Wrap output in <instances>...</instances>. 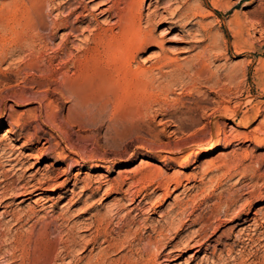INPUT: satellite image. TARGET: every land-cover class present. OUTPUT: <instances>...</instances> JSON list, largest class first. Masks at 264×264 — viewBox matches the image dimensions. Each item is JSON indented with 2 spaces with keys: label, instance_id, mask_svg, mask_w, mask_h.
<instances>
[{
  "label": "rangeland",
  "instance_id": "rangeland-1",
  "mask_svg": "<svg viewBox=\"0 0 264 264\" xmlns=\"http://www.w3.org/2000/svg\"><path fill=\"white\" fill-rule=\"evenodd\" d=\"M85 1L87 22L70 39L69 55L80 53L92 28L116 21L103 12L105 0ZM133 1L143 4L125 0ZM19 5L0 0L6 39L18 29L12 19ZM153 10L160 16L151 23L145 17L143 26L157 44L133 63L136 71L153 69L148 86L103 108L47 95L55 88L49 57L65 30L44 56L24 50L2 63L0 56V147L25 161L20 170L5 166L3 179H56L41 196L8 195L0 208V264H33L27 260L37 237L34 264L140 259L144 254L128 251L127 242L152 244L156 264H264V146L243 137L264 126V0H145V16ZM56 14L43 8L45 28ZM157 58L171 64L157 70ZM133 172L147 178L130 179ZM163 178L182 185L175 189L173 181L167 196ZM97 218L110 223L104 228L119 246L104 253L105 246H74ZM165 225L156 248L154 229ZM200 238L204 244L193 247ZM169 250L179 255L167 261Z\"/></svg>",
  "mask_w": 264,
  "mask_h": 264
},
{
  "label": "bare ground",
  "instance_id": "bare-ground-1",
  "mask_svg": "<svg viewBox=\"0 0 264 264\" xmlns=\"http://www.w3.org/2000/svg\"><path fill=\"white\" fill-rule=\"evenodd\" d=\"M19 1H21V6L19 5L20 7H18L17 16L13 18L14 20L12 19V22H14L18 27V29L13 33L14 38L6 39L5 36H2V34L0 35L3 37L2 40L5 39V43L2 46L4 49L0 55L1 63L7 61L13 56H16V54L21 53L24 50L29 51L30 55H35L37 57L41 55L44 56L45 52H47L48 46L52 45V43L55 42V39H57L59 32L61 30H65L66 33L63 35L62 42L53 52V55L49 57V81L51 85L55 86V88L50 89L47 95L54 98L69 97L75 103L79 104L81 108H86L89 105L97 108H103L110 102H113V100H123V97L125 98L131 93L135 94L140 89H143L142 87H144V85L149 83V75L151 73L153 74V69L142 68L138 71L133 69V63L138 55L142 52H145L148 47L157 44L153 29L144 28L143 22L146 17V23H151L160 16V12L158 10H153L147 16H145V0H143V4L140 7H137L136 1L127 3L125 0H105L103 5H106L107 8H105L103 12L108 15V18L111 17L116 19V21L112 26L107 28L102 26L92 28L91 34L86 40L85 46L82 48L80 53L76 55H69V44L72 37L81 35V32H83L81 25L87 22V15L84 14V11L86 10L88 3H86L85 0H62V2L59 0ZM122 4L123 6L121 7ZM43 8H46L49 11V14L52 15L55 11H57L56 16L46 28L42 18ZM179 13L180 12L178 10L175 11L173 13V18ZM74 15L76 17L74 20H72ZM184 22L185 24H189L188 18H186ZM93 24L94 21H89V27H91ZM44 31L47 32L44 33ZM157 59L159 60L155 67L157 70L161 71L163 67L171 64L169 62L164 63L162 59ZM33 64L35 65L36 63L34 62ZM147 86L148 85H146V87ZM249 102L251 101L249 100ZM52 104L53 101L50 102L49 106ZM42 117L43 116L41 115L38 120L39 122L41 121V123H44ZM261 128L260 135L256 134L251 137L246 134L243 135L244 139L246 141H252L258 146L263 147L264 126L262 129ZM10 135L11 132L6 134L5 138L9 137ZM37 138L39 139L37 144H41V138ZM48 142L49 140H47V143ZM55 146L59 147L60 143L57 142ZM6 147H0V208L5 204V201L9 199L8 195H14L17 193V196H23L25 201L34 196L43 195L48 187L52 185V182L56 181V179L54 177L51 178V176H43L35 183L33 182L35 179L34 177H31V179L27 180L25 176H21L15 181L3 179L7 174L5 171V166L11 167V169L7 170L10 171L15 170L16 168L17 170H20L25 165L23 155L21 158L18 156L13 157V154H9L7 152ZM21 148L27 149L29 147L26 144ZM216 149L217 146H212L209 150V153L214 152ZM201 155V152H196L193 158L198 159L201 157ZM55 156L59 157L60 154L56 153ZM140 173L141 172H133L130 179L136 178ZM141 175L142 178L140 181L147 178L145 174L141 173ZM173 181L176 184L175 189L182 185L181 180H176L174 178H163V184L158 182L159 186L163 185V189L165 190L167 196H170V192H173V190L171 191V183ZM113 214L114 215L112 217L114 219L116 216H119L116 215L119 214L117 212ZM13 218H15V216ZM172 224L173 219L170 220L167 226L169 227V225ZM104 225L108 227L110 223L108 222L105 224V220L99 218L94 220V222L90 225V229H93V232L89 236L82 235L80 241L75 242L74 246H80L86 249L90 246L95 249L105 246L102 253H104V251L107 249H114L118 247L120 241L113 238L114 236L112 237V231H108L107 228H104ZM167 226H162L160 230L154 229L153 234L156 235V248H158L159 240L165 237L164 233L166 229H168ZM202 239L203 238H200L193 247L203 245L204 242L200 243ZM40 241L41 238L37 237L34 241L33 247L31 248V255L28 258L29 260H27L33 264L35 262L36 255L40 253ZM127 244L128 245L125 247L129 249L128 251H134L138 256L139 254L144 255L141 256L140 259L138 258V260L134 259L135 261H130L127 263L125 262L126 264H156L157 255H155V253L153 255L148 252V249L152 244H143V246L137 244V246H135L128 242ZM173 246L177 247V244H173ZM66 249L67 247L64 248V251H66ZM178 251L179 250H169L164 254L167 257L166 260L168 261L176 258L179 255L177 253ZM118 262V260L116 261L111 258H100L93 262H89L88 264H118Z\"/></svg>",
  "mask_w": 264,
  "mask_h": 264
}]
</instances>
